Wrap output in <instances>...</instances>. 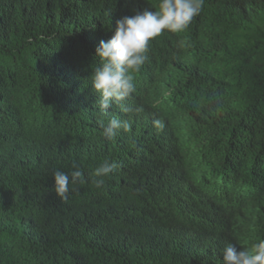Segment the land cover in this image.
Returning a JSON list of instances; mask_svg holds the SVG:
<instances>
[{
	"label": "trees",
	"instance_id": "trees-1",
	"mask_svg": "<svg viewBox=\"0 0 264 264\" xmlns=\"http://www.w3.org/2000/svg\"><path fill=\"white\" fill-rule=\"evenodd\" d=\"M140 1L154 10L159 3L112 0L117 19ZM93 2L0 0V264L182 263L183 234L153 225V216L163 221L160 213L187 203L178 174L207 147L249 193L224 219L227 242L248 248L264 239V0H204L187 30L164 37L190 45L172 75L171 133L162 142L171 151L159 157L155 138L138 137L129 144L134 160L100 186L92 172L111 157L90 98L88 73L98 64L90 40L105 28L88 16ZM74 163L86 183L70 184L62 202L52 172ZM172 185L156 212V195Z\"/></svg>",
	"mask_w": 264,
	"mask_h": 264
},
{
	"label": "clouds",
	"instance_id": "clouds-1",
	"mask_svg": "<svg viewBox=\"0 0 264 264\" xmlns=\"http://www.w3.org/2000/svg\"><path fill=\"white\" fill-rule=\"evenodd\" d=\"M119 3L94 0V6L90 12L87 11L88 16L90 13L94 15L98 25L105 26L96 40H90L89 53L90 58L98 60L92 73H88L90 98L99 113L98 127L94 128L102 129V137L110 143L104 155L111 157V161L105 159L92 172L94 177L101 178L94 181L97 186L103 183L102 178L109 177L118 169L119 163L129 164L134 160L137 148L129 144L135 143L138 137L155 138L159 157L171 151L162 142L166 132L171 133L168 126L172 113L168 110L172 109L174 99L172 75L175 76V70L190 45L184 42L172 45L164 37L187 30L200 14L204 0H159L155 10L140 1L130 5L133 9L129 6L117 19L121 7ZM86 112L87 119H90L89 112ZM116 147L122 149L119 155ZM125 149L129 152L122 159L121 152ZM210 150L211 147H207L197 151L196 159L186 161V172L182 174V170L178 174L177 183L187 203L179 211L160 213L163 221L153 216L156 222L153 225L172 227V230L183 234L178 254L183 256V262L179 260L173 264H264V239H259L248 248H242L241 243L227 242L224 219L240 202L239 199L249 193L239 185L241 180L235 181L236 172L225 166L227 161L219 157L210 158ZM170 158L175 165L178 164L179 157L175 153ZM52 176L54 192L62 202H67L69 198L70 184L86 183L84 171L75 163L72 171L57 169ZM196 185L200 191L190 199V190ZM209 189L213 190V194H209ZM170 190H173V185L156 195V212L167 207ZM144 219L142 232L147 217ZM198 240L201 241L199 245ZM164 247L172 250V242L167 241ZM154 249L155 245L152 253ZM149 262L152 264L151 260Z\"/></svg>",
	"mask_w": 264,
	"mask_h": 264
},
{
	"label": "bare ground",
	"instance_id": "bare-ground-1",
	"mask_svg": "<svg viewBox=\"0 0 264 264\" xmlns=\"http://www.w3.org/2000/svg\"><path fill=\"white\" fill-rule=\"evenodd\" d=\"M209 194H213V190L212 189H209ZM182 218V217H181ZM184 219V218H183ZM192 223V222H190ZM201 224H204L203 222Z\"/></svg>",
	"mask_w": 264,
	"mask_h": 264
}]
</instances>
